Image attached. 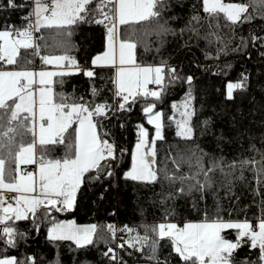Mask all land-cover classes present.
Masks as SVG:
<instances>
[{
    "label": "snow or ice",
    "instance_id": "6c2138e0",
    "mask_svg": "<svg viewBox=\"0 0 264 264\" xmlns=\"http://www.w3.org/2000/svg\"><path fill=\"white\" fill-rule=\"evenodd\" d=\"M178 6L188 7L184 0H3L0 3V10H25L21 25L0 23V244L5 246L0 252L16 248L25 237L15 227L17 222L30 221L39 232L46 221L50 225L48 240L70 241L75 245L74 251L103 241L106 250L102 255L110 264H127L121 255L124 252L129 256L139 253L147 264H171V257L178 264H264V207L255 221L225 219L217 206L215 216L209 218L205 211L203 220L182 225L171 222L169 217L174 211L165 208L162 222L140 226L143 234L134 226L107 224L98 229L96 224L82 226L75 220H57L54 215L74 212L83 187L115 177V168L126 150L110 138L104 122L131 112L138 103L152 131L143 124L136 125V143L131 152V166L123 175L125 180L159 184L162 188L167 184L172 190L162 197L161 203H166L193 193L203 200L217 185V173L222 178L220 186L231 191L233 179L245 180L247 171L252 174L257 194H261L264 149L257 148L255 143L244 149L254 155H237L232 160L191 148L186 154L176 155L168 150L163 159H158L166 142V127L174 125L175 135L181 140L192 141L196 137L192 123L197 114L194 77L183 75L167 61L159 65L138 63L136 49L141 41L134 39L136 30L125 34L121 29L150 21L161 45L168 36L184 35L211 44L214 39H222L218 33L221 21L231 27L251 23L257 14L264 19V0H193L183 27H174L171 22L179 17L173 8ZM81 25H97L105 30L104 51L91 58L90 66L81 65L70 54L74 47L70 39L73 30ZM51 29L63 37L58 45L62 49L59 55L43 51L48 47L46 42L41 43L45 41L43 31ZM262 39L251 37L253 43ZM245 47L247 43L241 38L234 50ZM145 48L148 50L147 44ZM34 58L44 67L39 70L30 67L35 63ZM102 70L112 71L108 78L110 99H100L103 89L96 86L98 79H104L100 75ZM220 71L215 74L219 75ZM76 75L88 79L90 98L57 90L63 88L66 77ZM248 79L247 74L241 73L238 80L228 81L224 86L225 100L233 101L238 92H246ZM177 83L188 86L186 94L180 102L171 104L172 114L165 116L163 110H157L158 104ZM210 124V119L202 122V134L210 131ZM260 143L264 144V138ZM61 146L63 155H53ZM192 157H195L194 165ZM185 163L194 170L182 172ZM261 204L264 205V200ZM229 233H234V239L228 238ZM162 241L170 246L169 255L164 258L160 255ZM245 247L249 252H258L256 259L237 257ZM0 264H37V260L33 256L18 259L15 255L0 254ZM54 264H59V260Z\"/></svg>",
    "mask_w": 264,
    "mask_h": 264
},
{
    "label": "trees",
    "instance_id": "16d2710c",
    "mask_svg": "<svg viewBox=\"0 0 264 264\" xmlns=\"http://www.w3.org/2000/svg\"><path fill=\"white\" fill-rule=\"evenodd\" d=\"M2 2L3 0H0V3ZM192 2L193 0H184V4L188 7L173 8V12L179 17L178 20L171 22L174 27H183L190 15ZM226 2H247V0H226ZM24 12L25 10H0V23L11 22L19 26L23 23L21 17ZM221 25L218 29L222 38L220 41H215L213 38L214 42L209 44L203 39H189L188 35L168 36L163 45L152 31L153 24L150 21L133 25L131 29L122 26L121 31L125 34L130 30H136L134 39L141 41L136 49L138 63L159 65L162 61H167L169 65L178 67L183 75L194 77L193 94L196 97L194 104L197 114L193 117L192 123L196 137L192 141H184L176 137L174 125L166 127V142L162 145L158 159H163L164 153L168 150L176 155L188 153L189 148L197 152L202 149L209 154L222 155L226 160H232L237 155L244 157L254 155V152L244 150L250 143H255L257 148L264 149V144L260 143L261 138H264V39L254 43L251 41L253 36L264 38V19L257 14L251 23L230 27L221 21ZM43 35L45 41L41 43L46 42L48 45L43 50L45 54H61L62 49L58 45L63 37L58 35L57 30H44ZM241 38L247 43V47L235 51L234 49L241 43ZM70 39L74 45L70 54L81 65L90 66L91 58L103 52L105 48V30L101 26L81 25L73 30ZM34 59L35 63L39 61L38 58ZM226 65L230 67L225 68ZM220 69H222L220 74H215ZM241 73L247 74L249 78L247 91L238 92L233 101L225 100V84L228 81L238 80ZM100 75L104 77L103 80L98 79L96 82V86L103 89L100 99H110L111 84L108 78L112 76V71L102 70ZM65 79L67 82L62 89L57 88L58 91L90 98V84L86 77L76 75ZM187 88L186 84L180 83L170 87L163 102L158 104L157 110H163L165 116L171 115V104L180 102ZM208 119L211 121L210 131L202 134V122ZM104 123L111 133L110 138L114 139L121 149L126 150L119 166L115 168L116 175L102 184L95 183L83 187L77 197L76 210L54 214L57 220H75L79 225L96 224L98 229H102L107 224L118 227L129 225L137 227L143 234V228L140 226L162 222L165 208L174 211V215L169 217V220L179 225L203 220L205 211L211 218L217 214V206H219V214L225 219L247 218L255 221L261 214V208L264 207L261 204L264 200V187L260 188L261 194L258 195L252 174L247 171L244 172L245 180L233 179L230 185L231 191L227 187L220 186L222 178L217 173V185L205 194L203 200L198 193H193L190 197L180 196L161 203L162 197L172 190L167 184L162 188L159 184L144 185L123 178L124 173L129 169L130 154L136 142V125L143 124L150 132L152 131L142 114L141 104L134 105L131 112L120 113L118 118L113 117L112 120ZM120 124L124 126L120 127ZM218 137L223 139L219 140ZM196 145H199L198 149ZM53 155L62 156L63 147L58 148ZM191 163L195 164V157L191 158ZM168 167L172 169L173 165L169 162ZM191 170L187 163L182 165V172L188 173ZM236 175L238 176L239 172ZM49 226L45 221L41 224L39 232H36L30 221L17 222L15 227L19 232L24 233L25 237L19 241L16 248L2 251L0 254L15 255L18 259L33 256L37 264H54L57 259L59 264H110V261L102 255L106 250L103 241L87 249L74 251L75 245L70 241H49L47 238ZM119 235L121 234L118 233ZM228 238L234 239V233H229ZM161 245V258L168 257L170 246L165 241H162ZM4 247L0 244V249ZM121 255L127 264H147L139 253L129 256L124 252ZM257 255L256 250L249 252L245 247L238 252L237 257L242 259L247 256L256 259ZM170 262L178 264L175 257H171Z\"/></svg>",
    "mask_w": 264,
    "mask_h": 264
},
{
    "label": "crops",
    "instance_id": "0c3cea01",
    "mask_svg": "<svg viewBox=\"0 0 264 264\" xmlns=\"http://www.w3.org/2000/svg\"><path fill=\"white\" fill-rule=\"evenodd\" d=\"M30 67L39 70V69L42 67V65L40 64V61H38L37 63L33 64V65L30 66ZM47 68H48V70H53L51 66H47Z\"/></svg>",
    "mask_w": 264,
    "mask_h": 264
},
{
    "label": "rangeland",
    "instance_id": "374dc122",
    "mask_svg": "<svg viewBox=\"0 0 264 264\" xmlns=\"http://www.w3.org/2000/svg\"><path fill=\"white\" fill-rule=\"evenodd\" d=\"M42 67H44V66H42ZM149 87L151 88V87H155L154 85H149ZM136 143V142H135ZM135 145V144H134ZM133 149H134V146H133ZM133 149H132V151H133ZM131 151V152H132ZM130 166H131V154H130ZM130 166H129V168H130ZM67 221V220H66ZM79 225V224H78ZM179 225V224H178ZM182 225V224H181ZM83 226V225H82Z\"/></svg>",
    "mask_w": 264,
    "mask_h": 264
}]
</instances>
